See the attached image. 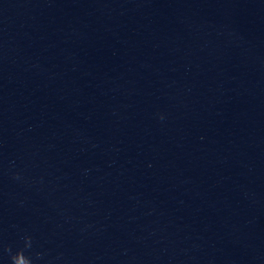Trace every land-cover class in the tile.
Returning a JSON list of instances; mask_svg holds the SVG:
<instances>
[{"label": "water", "instance_id": "95a60500", "mask_svg": "<svg viewBox=\"0 0 264 264\" xmlns=\"http://www.w3.org/2000/svg\"><path fill=\"white\" fill-rule=\"evenodd\" d=\"M20 249L264 264V0H0V264Z\"/></svg>", "mask_w": 264, "mask_h": 264}, {"label": "clouds", "instance_id": "9594fccd", "mask_svg": "<svg viewBox=\"0 0 264 264\" xmlns=\"http://www.w3.org/2000/svg\"><path fill=\"white\" fill-rule=\"evenodd\" d=\"M24 239H25V247H30L31 246V237L25 236ZM18 257H23L24 260L26 261V264H31V258L24 254L23 249L17 250L15 254L11 255L12 264H17V258Z\"/></svg>", "mask_w": 264, "mask_h": 264}]
</instances>
